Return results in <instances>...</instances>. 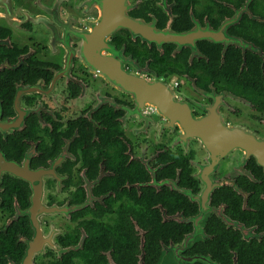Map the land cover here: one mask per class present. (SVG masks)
Masks as SVG:
<instances>
[{
	"label": "flooded vegetation",
	"instance_id": "af4514ba",
	"mask_svg": "<svg viewBox=\"0 0 264 264\" xmlns=\"http://www.w3.org/2000/svg\"><path fill=\"white\" fill-rule=\"evenodd\" d=\"M110 1L0 0V264H264V0Z\"/></svg>",
	"mask_w": 264,
	"mask_h": 264
},
{
	"label": "water",
	"instance_id": "95a60500",
	"mask_svg": "<svg viewBox=\"0 0 264 264\" xmlns=\"http://www.w3.org/2000/svg\"><path fill=\"white\" fill-rule=\"evenodd\" d=\"M121 3L126 4L127 0H111L109 2V4L113 5V6L121 4ZM122 22H123L122 26H128L129 28H134V27L136 28L139 26L138 22L133 21V20L128 19V18H123ZM155 33L159 39L172 41V42H175L178 44H181L182 41L189 39L190 35H193V33L177 34V33H169L168 31H165V32L156 31ZM155 33L153 34V32H151V31L148 32V30H144V33L142 35L148 36V34H149V35L154 36ZM127 82L129 84L132 83L133 85H136V84H138V86L140 85V87H137L134 89L139 91L141 95L145 94L146 96H148V99L150 96V99H152L154 101H158L156 103L159 104L160 106H161L160 102H163V101L166 102V101L171 99L167 94H165L166 92H163V90H166V89L163 88L162 86L158 85V84L154 83L155 85H151L152 83L147 84V83H143L142 81L139 82L135 79H129V80H127ZM163 104H165V103L163 102ZM229 141H231V140H226L225 143L227 144V142H229ZM255 152L258 153L259 150H255ZM191 240H193V237L187 239L186 244ZM203 261H206V260L203 259ZM206 262H208V264H211L209 261H206Z\"/></svg>",
	"mask_w": 264,
	"mask_h": 264
}]
</instances>
